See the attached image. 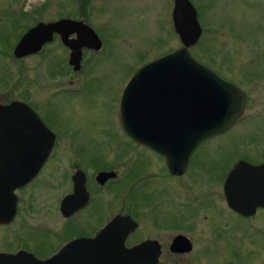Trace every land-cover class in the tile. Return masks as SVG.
Segmentation results:
<instances>
[{"label":"flooded vegetation","instance_id":"1","mask_svg":"<svg viewBox=\"0 0 264 264\" xmlns=\"http://www.w3.org/2000/svg\"><path fill=\"white\" fill-rule=\"evenodd\" d=\"M8 6L10 27H15L17 20L20 23L18 14H24L12 13L10 2ZM172 8L173 0H169L161 27L176 35ZM59 18L62 17L47 21L35 18L20 24V29L24 33L39 22ZM73 20L93 29L81 16ZM198 23L202 33L203 24L199 20ZM18 38L13 43L0 44L3 67L11 65L4 70L0 64V176L8 177L9 185L14 184V176L29 179L12 188L14 201H0V208L12 207L10 211L0 209V264H62L89 249L97 251L104 246L110 250L117 241L125 249L137 248L139 264H201V260H207V264H235L218 258L215 250L204 252L206 244L216 246L217 235L225 230L223 226L227 227L206 214L204 202L213 193L225 209L248 222L246 235L230 232L233 240L247 237L254 246L257 237L264 248V222L261 227L253 222L256 215H264V208L253 205V213L245 216L226 202L224 184L228 171L244 159H237L223 175L222 169L209 170L215 176L213 181L210 179L214 191H196L190 186L191 168L201 165L194 159L195 150L237 123L244 110L230 126L200 140L178 173L174 167L171 170L160 153L130 138L120 124L124 137L113 153H95L83 143L70 147L56 127L59 112L55 101L75 93L81 79L93 76L96 60L107 52L106 44L101 41L97 49L81 46L78 67L74 69L68 63L70 49L62 44L58 34L53 33L52 39L38 50L20 57L13 54ZM259 52H253L252 62L264 55V50ZM12 103L20 104L6 110ZM47 129L52 134L49 152ZM261 162L264 161L248 163ZM47 190L53 192V200L42 199ZM7 213L10 216H3ZM101 232V243L72 245ZM212 255L214 261L208 258Z\"/></svg>","mask_w":264,"mask_h":264},{"label":"rangeland","instance_id":"2","mask_svg":"<svg viewBox=\"0 0 264 264\" xmlns=\"http://www.w3.org/2000/svg\"><path fill=\"white\" fill-rule=\"evenodd\" d=\"M189 1L203 24L196 45L189 48L190 54L240 87L246 95L243 117L194 152V159L201 165L191 168L190 186L193 185L196 191H212L210 179L213 181L215 176L209 170L222 169L223 175L237 159L251 163L264 161V55H258L252 62L253 52L260 51V54L264 50L259 49L264 46V0ZM9 2L12 13L24 14L22 17L17 13L20 23L17 20L15 27H10ZM168 2L0 0V44L15 42L20 24L24 25L23 22L28 20L76 19L80 16L93 26L102 44H106L107 52L96 60L93 76L81 79L75 93L55 101L59 112L56 127L70 147L73 143H83L95 153L115 152L114 147L119 146L117 143L124 137L118 123V103L125 83L139 67L180 46L177 36L170 29L161 27ZM136 65L139 66L137 69ZM8 66L1 67L5 70ZM66 81L67 77L64 85ZM208 197L204 202L207 216L219 219L227 227L223 226L225 230L217 235L216 246L206 244L204 252L215 250L214 255H220L218 258L230 259L235 264H264V248L260 246V240L258 244L257 237L254 246L247 242V237L239 241L231 237L233 231L239 236L247 234V220L225 209L216 199V193ZM53 198L51 190L42 197L43 200ZM253 222L263 226L264 215H256ZM212 256L208 258L214 261ZM200 263L207 264L208 261L201 260Z\"/></svg>","mask_w":264,"mask_h":264},{"label":"water","instance_id":"3","mask_svg":"<svg viewBox=\"0 0 264 264\" xmlns=\"http://www.w3.org/2000/svg\"><path fill=\"white\" fill-rule=\"evenodd\" d=\"M172 22L180 46L145 63L132 74L120 94L118 121L130 138L160 153L171 170L174 167L178 173L200 140L224 130L242 114L245 93L190 54L188 48L197 42L201 27L188 0H173ZM53 33L70 49L68 63L74 69L78 67L81 46L97 49L101 44L87 24L59 18L28 28L15 43L13 54L20 57L38 50L52 39ZM71 34L74 36L70 37ZM17 104L20 103H12L6 110ZM47 136L49 152L52 134L48 129ZM7 179L0 176V201H14L12 188L27 181L29 176H14L11 185ZM224 192L227 205L241 215L252 214L253 205L264 208V162L251 164L238 160L228 171ZM3 209L10 211L12 207ZM102 238L101 232L72 245L97 244ZM136 252V247L125 249L117 241L110 250L104 246L97 251L89 249L62 264H139Z\"/></svg>","mask_w":264,"mask_h":264},{"label":"trees","instance_id":"4","mask_svg":"<svg viewBox=\"0 0 264 264\" xmlns=\"http://www.w3.org/2000/svg\"><path fill=\"white\" fill-rule=\"evenodd\" d=\"M22 30H23V29H21L19 33H21ZM19 33H17L15 39L18 38V37L20 36ZM12 42H13V41H12Z\"/></svg>","mask_w":264,"mask_h":264}]
</instances>
